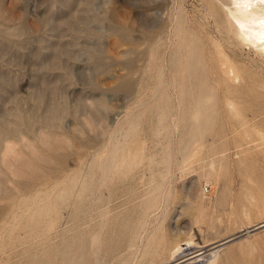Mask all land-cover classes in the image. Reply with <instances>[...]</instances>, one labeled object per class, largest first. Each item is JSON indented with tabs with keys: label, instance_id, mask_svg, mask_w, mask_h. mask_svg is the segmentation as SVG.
<instances>
[{
	"label": "rangeland",
	"instance_id": "rangeland-1",
	"mask_svg": "<svg viewBox=\"0 0 264 264\" xmlns=\"http://www.w3.org/2000/svg\"><path fill=\"white\" fill-rule=\"evenodd\" d=\"M221 1L0 0V264H264V57Z\"/></svg>",
	"mask_w": 264,
	"mask_h": 264
},
{
	"label": "bare ground",
	"instance_id": "bare-ground-1",
	"mask_svg": "<svg viewBox=\"0 0 264 264\" xmlns=\"http://www.w3.org/2000/svg\"><path fill=\"white\" fill-rule=\"evenodd\" d=\"M221 2L225 6L229 7L228 15H227L228 16L227 18L229 20L228 24H230L231 27L234 29L233 31H235L238 39H240V41L246 45H250L251 47L252 46L256 47L255 49L258 50V52L262 55V57H264V0H222ZM227 61L228 60H226L224 63H226ZM211 67H212L211 70H213V66ZM214 67H216V65H214ZM216 70H217L216 72L219 71L218 69ZM222 73H223L222 74L223 77L231 84H236L239 81L240 77L233 68V66H227L226 69L222 71ZM216 76H217L216 80H218L221 77L220 76L218 78L219 75ZM223 85L221 86L223 87ZM222 87H218L217 89V92L220 97L219 104L221 105L222 103L223 105V102H225L229 106H231L230 96L232 95H230L231 93L224 91ZM191 244L192 243L190 242L185 243L184 244L185 248H181L180 246H177L175 251H173V257H177V255H181L179 253H181L182 250L184 251L187 247H191L190 246ZM185 256H187V258L189 256L191 257H189L186 260H183L182 262L193 260L191 261V263L193 262L192 264H197L202 261L201 259L202 257H200L201 254H197V255L186 254L182 256V258ZM213 259H215L214 252H210L208 257V260H210L209 264L213 263L212 261ZM182 262H179L178 264Z\"/></svg>",
	"mask_w": 264,
	"mask_h": 264
}]
</instances>
